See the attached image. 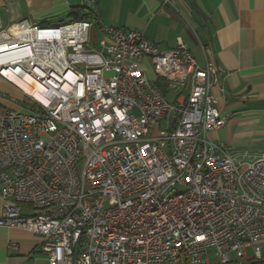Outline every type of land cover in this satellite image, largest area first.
Instances as JSON below:
<instances>
[{"label":"built area","instance_id":"2783aa9c","mask_svg":"<svg viewBox=\"0 0 264 264\" xmlns=\"http://www.w3.org/2000/svg\"><path fill=\"white\" fill-rule=\"evenodd\" d=\"M223 72L102 21L0 26V78L22 95L0 105V227L38 234L48 264L262 259L264 149L206 136L225 124L211 93Z\"/></svg>","mask_w":264,"mask_h":264},{"label":"crops","instance_id":"0c3cea01","mask_svg":"<svg viewBox=\"0 0 264 264\" xmlns=\"http://www.w3.org/2000/svg\"><path fill=\"white\" fill-rule=\"evenodd\" d=\"M75 7L93 12L94 23L140 31L161 50L181 41L200 64L208 59L222 67L211 93L226 120L207 138L251 156L264 149V0H0V26L22 19L57 24ZM144 67L148 75V60ZM4 85L14 90L0 78ZM11 241L17 251L7 248ZM40 242L31 231L0 227V264H48Z\"/></svg>","mask_w":264,"mask_h":264},{"label":"trees","instance_id":"16d2710c","mask_svg":"<svg viewBox=\"0 0 264 264\" xmlns=\"http://www.w3.org/2000/svg\"><path fill=\"white\" fill-rule=\"evenodd\" d=\"M78 19H86V20H92V21H96V17L94 15L93 12L85 9L84 7H75L74 10L72 12H70L68 14V17L64 20L59 21V23H67V22H71L74 20H78ZM97 23V22H95ZM157 85L160 86L162 88V90L166 91L165 86L166 84L159 80L156 81ZM20 94V93H19ZM22 97V95L20 94V97H18V99H20ZM16 98V97H14ZM17 99V98H16ZM234 264H264V259H259V260H249V261H245L244 262H240V263H234Z\"/></svg>","mask_w":264,"mask_h":264},{"label":"rangeland","instance_id":"374dc122","mask_svg":"<svg viewBox=\"0 0 264 264\" xmlns=\"http://www.w3.org/2000/svg\"><path fill=\"white\" fill-rule=\"evenodd\" d=\"M58 24H61V23H58ZM152 74H153L152 71H148L149 77L152 76ZM19 93L21 94V92L18 89L14 88V90H13V89L7 88L5 85L0 86V99L2 100V101H0V105H3L5 107H10L8 102H11V103L17 105L18 107H20L22 102L18 99V97H20ZM12 97H16L17 101H13ZM6 101H8V102H6ZM10 108H12V107H10ZM260 250L262 253V257L264 258V245L261 247ZM246 253H247L248 257L252 256V250L250 247L246 248ZM257 260H259V259H257ZM243 262L245 263V261H243Z\"/></svg>","mask_w":264,"mask_h":264},{"label":"bare ground","instance_id":"6f19581e","mask_svg":"<svg viewBox=\"0 0 264 264\" xmlns=\"http://www.w3.org/2000/svg\"><path fill=\"white\" fill-rule=\"evenodd\" d=\"M8 77H10L12 80L16 81L19 85H21L26 91H28L31 94L40 96L42 93V87L32 81L31 79H17L16 77H14L12 74H8Z\"/></svg>","mask_w":264,"mask_h":264}]
</instances>
